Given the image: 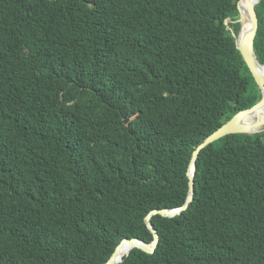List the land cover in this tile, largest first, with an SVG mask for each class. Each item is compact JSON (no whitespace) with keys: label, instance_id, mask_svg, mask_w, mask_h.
<instances>
[{"label":"trees","instance_id":"16d2710c","mask_svg":"<svg viewBox=\"0 0 264 264\" xmlns=\"http://www.w3.org/2000/svg\"><path fill=\"white\" fill-rule=\"evenodd\" d=\"M238 1L0 0V264L152 241L144 219L184 205L193 150L261 99ZM151 223L154 254L121 264H264V131L202 150L188 209Z\"/></svg>","mask_w":264,"mask_h":264},{"label":"water","instance_id":"95a60500","mask_svg":"<svg viewBox=\"0 0 264 264\" xmlns=\"http://www.w3.org/2000/svg\"><path fill=\"white\" fill-rule=\"evenodd\" d=\"M260 1V0H259ZM255 4L251 3L250 0H239L237 4V10L239 13L238 23L241 26V30L239 35L236 37L233 33L232 36L235 38V45L237 50L239 51L246 67L248 68L251 76L254 79L255 84L257 85L260 93L261 99L255 104L253 107L241 111L234 115L228 122L219 127L216 131H214L211 135L205 138L197 147L193 150L191 154V158L189 161V166L187 170V178H188V196L184 203V205L177 209H163V210H154L151 211L144 219L145 225L148 231L151 233L153 239L150 243H146L139 239H124L122 240L114 252L106 262V264H121L124 257H127L130 252L134 249H137L143 253L148 255L154 254L156 247L159 242V236L154 229L151 219L155 216H159L167 219H174L180 216L183 212H185L189 205L191 204L194 196V170L195 163L200 154V152L206 149L211 144L220 141L226 137L234 136V135H254L264 131V121H259L258 117L255 114L259 111V109L264 106V67L260 66L255 57L254 53V39L256 37L258 31V18L255 11V6L259 3ZM240 4H245L246 14L250 21V31L249 33L243 37L242 36V14L240 12ZM231 20L228 19L225 22V25H228V22ZM228 27V26H227ZM262 68V70H260ZM254 116L251 123L242 125L241 122L247 118ZM261 130L254 134H249L251 129Z\"/></svg>","mask_w":264,"mask_h":264},{"label":"bare ground","instance_id":"6f19581e","mask_svg":"<svg viewBox=\"0 0 264 264\" xmlns=\"http://www.w3.org/2000/svg\"><path fill=\"white\" fill-rule=\"evenodd\" d=\"M259 0H250L251 3L255 4L256 2H258ZM240 12L242 14V17H243V20H242V26H243V32H242V36L245 37L249 31H250V21H249V18L246 14V7H245V4H240ZM260 70H262L260 68ZM255 116L258 117L259 121H264V106H262L259 111L255 114ZM255 117L254 116H251V117H247L245 118L241 124L244 125V124H248V123H251L252 122V119H254ZM261 130V128H258V129H251L249 131V134H254V133H257Z\"/></svg>","mask_w":264,"mask_h":264},{"label":"rangeland","instance_id":"374dc122","mask_svg":"<svg viewBox=\"0 0 264 264\" xmlns=\"http://www.w3.org/2000/svg\"><path fill=\"white\" fill-rule=\"evenodd\" d=\"M50 5H51V3L49 2V3H48V6H50ZM242 32H243V30H242ZM261 69H262V68H261ZM228 141H229V142H233V139H232V138H228Z\"/></svg>","mask_w":264,"mask_h":264}]
</instances>
